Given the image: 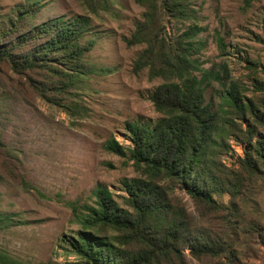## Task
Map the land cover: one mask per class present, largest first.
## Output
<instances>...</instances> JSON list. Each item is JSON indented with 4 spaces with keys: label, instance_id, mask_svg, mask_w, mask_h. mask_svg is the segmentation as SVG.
Segmentation results:
<instances>
[{
    "label": "rangeland",
    "instance_id": "374dc122",
    "mask_svg": "<svg viewBox=\"0 0 264 264\" xmlns=\"http://www.w3.org/2000/svg\"><path fill=\"white\" fill-rule=\"evenodd\" d=\"M191 3L204 28L198 37L207 40L194 57L205 69L225 70L228 83L237 82L245 97H253V79L264 81V0ZM106 4L107 9L102 3L92 10L85 0H0L1 13L15 17L24 7L31 11L29 23L35 26L52 18L73 21L86 16L90 32L82 42L95 41L85 55L92 73L77 75L65 92L55 90L50 75L42 70L15 73L0 66V212L13 221L0 229V248L23 264H81L76 254L64 253L71 233L79 229L70 204L94 205V190L100 186L126 209L123 180L144 177L127 157L109 151L107 142L114 138L127 147L128 124L159 118L150 96L162 80L149 79L146 70L135 72L144 46L126 44L144 8L135 0H107ZM164 24L169 37L189 25L169 19ZM216 32L224 41V51L218 47ZM39 84L52 88L47 96L37 89ZM222 90L216 81L206 86V101L214 108ZM239 156L243 149L232 141L223 161L237 168ZM157 183L197 226L211 230L186 193L167 180ZM222 201L229 205L228 195ZM235 203L239 208L238 233L232 236L239 249L235 264H264V183L245 188ZM212 226L221 231L219 220ZM185 253L189 264L219 263L194 259L189 250Z\"/></svg>",
    "mask_w": 264,
    "mask_h": 264
},
{
    "label": "trees",
    "instance_id": "16d2710c",
    "mask_svg": "<svg viewBox=\"0 0 264 264\" xmlns=\"http://www.w3.org/2000/svg\"><path fill=\"white\" fill-rule=\"evenodd\" d=\"M85 1L92 10L102 3L107 9V0ZM135 2L144 11L126 44L144 46L135 72L146 70L149 79L162 80L150 96L160 116L153 123L128 124L130 145L112 138L107 149L127 157L144 177L123 180L126 209L100 186L94 190V205L71 203L79 229L71 233L64 253L76 254L81 264H189L185 253L189 250L197 260L235 264L239 250L232 239L238 233L235 199L245 188L264 183V81L253 79L254 95L247 98L237 82L228 83L225 70L202 66L194 55L207 40L198 37L204 28L191 0ZM18 10L14 17L0 9V66L15 73L42 70L50 75L52 87L62 92L77 75L92 73L85 55L95 41L82 42L90 32L88 17L52 18L35 26L29 23L31 11ZM168 19L188 23L187 30L169 37L164 24ZM215 39L224 51L220 33ZM211 81L223 89L215 108L205 96ZM37 89L44 96L52 90L42 85ZM232 141L243 149L237 168L223 161ZM159 179L186 193L213 232L197 226L185 208L175 205ZM225 195L229 205L222 201ZM215 220L222 224L220 232L213 229ZM12 222L9 214L0 212V229ZM0 264L23 263L0 248Z\"/></svg>",
    "mask_w": 264,
    "mask_h": 264
}]
</instances>
